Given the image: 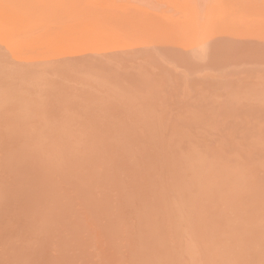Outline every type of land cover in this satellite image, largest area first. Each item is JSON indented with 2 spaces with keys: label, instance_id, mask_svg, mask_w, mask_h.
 <instances>
[{
  "label": "rangeland",
  "instance_id": "obj_1",
  "mask_svg": "<svg viewBox=\"0 0 264 264\" xmlns=\"http://www.w3.org/2000/svg\"><path fill=\"white\" fill-rule=\"evenodd\" d=\"M196 1L0 0V17L3 16L2 18H4H0V61H2L0 62V73L2 72L3 74L4 72L6 74H0V86L2 85L0 91L5 92L3 94L0 92V95L4 96L2 99L12 100V105H10L11 103L8 104L7 100H1L0 96V102L3 101L2 105L7 106L8 104L10 106H7L8 109L5 106L3 107L4 109L0 107V117L2 118L0 121V225H2L0 226L2 228L0 229V237L2 236L0 238V264H199L200 262V264H206L211 257L215 256L214 252L220 246L222 249L219 248L216 253L222 252L224 258H227H225L226 260L224 259L226 263L220 253L221 255L216 254L217 258L218 255L222 256V258L219 257L215 260L216 263L210 259L211 264H221L222 262L228 264L232 261V264H247L249 261L252 263L248 264H261L262 260V264H264V256H262L264 255L262 254L264 253V237H262L264 236V184H261L262 181L264 183V152H261L264 151V0ZM201 2L203 3L201 4ZM195 3L198 4L196 5ZM192 4L195 5V9ZM155 5L157 6L155 7ZM210 5L211 7H209ZM207 14L210 20L207 18ZM10 15L12 16L10 17ZM11 19L13 23L9 21ZM68 30L72 31L71 33L73 34H70ZM69 36L70 38H68ZM54 39L57 40L55 41ZM59 39L60 41H58ZM65 39H67L68 44ZM111 40H116L114 41L115 44ZM57 41L59 45L56 43ZM38 43L42 47H39ZM73 45H76V47ZM36 48L39 50H36ZM23 49L28 52L27 54L26 52L23 53L25 55L24 58L21 56V51H25ZM61 49L64 50L61 52ZM56 50L60 53L55 54ZM122 50L126 53L124 54ZM74 52H76L77 56L74 55ZM18 53L19 55H17ZM49 53H52V55L50 56ZM61 53L63 55L71 54L63 56ZM116 53L118 55L121 53V55L118 56ZM34 54H37V56ZM108 55L109 57H107ZM70 56L74 61L77 58L80 59L81 56L83 57L74 62ZM113 57L117 61H114ZM54 58L55 60H53ZM129 59L132 60L130 61ZM29 60L30 62H28ZM48 60L52 62V64L50 63L51 66ZM59 60L61 61L57 62ZM9 61L12 62L10 63ZM27 62L28 64H26ZM38 62L41 63L42 68L38 66L40 65ZM62 65H64V68H62ZM82 65L84 69L81 68ZM143 65L144 67H142ZM91 66L96 67L97 70L91 69ZM135 67L136 69H134ZM74 68L75 71L79 70V75L81 76L78 75L77 71H74ZM64 69L65 71L63 72ZM67 70L69 73H67ZM99 70L103 71V73ZM24 72L25 74H23ZM30 73L33 74L31 75ZM65 74L71 76V78L67 75V77L64 76ZM84 74L86 75L84 76ZM126 74L128 75L126 76ZM7 75L9 76L7 77ZM112 76L116 77L113 78ZM3 77L10 78L7 81L11 84ZM18 78L19 83L15 80H18ZM93 78L96 79L94 80ZM174 78L178 82L174 81ZM27 79L28 81L29 79L32 80L28 83H32L30 90L27 87L28 84L26 85ZM35 79L36 81L38 80V83H36ZM12 80L18 84L15 85L16 83L14 84ZM23 80L26 82H23ZM62 80L65 83H62ZM4 83H7V86ZM49 83L55 84L51 86ZM100 83L102 86L99 85ZM32 85L39 89H34L33 87L32 90ZM18 86L21 88L19 89ZM51 87L56 90L51 91L53 90ZM70 87L73 88L71 89ZM126 88H129L128 92ZM20 90V93L25 92L23 93L25 96L21 94L22 98L19 96L20 94H17ZM29 91H32L30 93L33 94L30 95ZM62 92H64L65 97H63ZM14 96L19 100L20 98L23 99L24 102H21V104V100H15ZM34 96L40 100L38 101L37 99L36 101ZM103 97L105 98L103 99ZM32 99H35V101ZM137 99H140V102ZM16 102L20 103V106L16 104L18 108H15L17 107L14 105ZM28 103L30 106L31 103L32 106L35 105L34 107L31 106V108L27 106ZM54 104L57 105V108ZM233 104H235V107L239 106L238 109L233 107L236 110H232ZM182 105H185V108ZM144 106L146 109H141ZM188 107L190 108L188 109ZM17 109L22 111L20 112ZM177 109L179 110L177 111ZM4 110L7 112H4ZM25 110H28L32 115L31 120L29 119L30 117H27L30 124L26 120L22 122V119H26V116L29 115ZM24 111L28 114L26 115ZM143 111L145 112L143 113ZM149 111L152 115L149 114ZM162 111L164 112L163 114L161 113ZM77 112L83 114L80 115ZM32 113H34L35 117ZM171 114L172 116L170 117ZM166 115L169 116L165 118ZM20 117L22 119H19ZM14 118L19 119L18 121L23 124L21 122L18 124L17 119L15 120ZM135 118L138 121H135ZM170 118L173 120L175 118L176 121L172 122ZM122 119L125 120L123 121ZM127 119L128 121H126ZM133 120L138 123L135 124ZM174 123H176L175 126ZM234 123L236 124L234 125ZM10 124L11 126H9ZM157 126L159 127L157 128ZM20 127L23 130L20 131ZM190 127L195 129L191 130ZM25 128L27 129L25 130ZM120 129H122L121 132H119ZM207 130L208 134H206ZM43 131L46 134H42ZM118 132L122 134H118ZM125 134H128V136ZM188 134H191V137ZM24 135L26 136L23 138ZM118 135L121 136L118 137ZM151 135L153 137L150 138ZM109 137L110 140L108 139ZM201 137L202 139H200ZM54 138L55 140H53ZM152 138L153 140H151ZM211 138L212 140H210ZM22 139L24 142L20 141ZM113 140H116V142ZM204 140L207 141L204 142ZM164 141L168 142L171 147L168 148L167 143H163ZM222 143H224V146ZM129 144L130 146L133 144V148ZM225 148L227 149L225 150ZM128 149L133 150L129 152L130 150ZM168 149H173V151ZM250 149H253L252 152ZM199 150L202 154L198 152ZM106 151L107 153H105ZM144 151L146 154H144ZM77 152L80 154H77ZM36 154L39 156L36 157ZM223 154L225 155L223 156ZM32 157L35 158L34 161H31L33 160ZM20 158L24 159L21 160ZM129 160H131L130 163L132 165ZM54 161L57 162L55 163ZM29 165L31 166L29 167ZM172 172L173 175H171ZM154 176L155 180L153 181L152 177ZM252 180L253 182H251ZM175 183H178V185L175 186ZM150 185H153V187H150ZM173 196L174 198H172ZM254 211L259 212L256 213L258 215ZM259 217L261 218L258 219ZM241 219L242 221H240ZM251 221H255L253 226ZM246 225L248 226L246 227ZM16 226L17 228H15ZM253 228H255L254 231ZM241 231L245 235L240 233ZM250 233L256 234L251 239L254 242L259 239L260 244H255L252 241L253 245H249L251 243V240H249ZM235 234H242V236ZM235 236L239 240L241 239L242 243L245 242V247H251H246V251L245 247H242L244 250L239 248L242 245H239L241 240L236 243L238 240L234 238ZM230 237L234 238V240L232 241ZM221 240L226 241L222 243ZM233 242L239 245L237 246L234 243L237 249L234 248L235 245L231 248ZM246 242L249 244L247 245ZM222 244H225V246L223 245L225 250H229L227 248L230 246L228 254L226 251L227 255L225 250L224 252L221 251L224 249ZM258 245H260V251L263 250L261 251L262 253L259 251ZM210 246L215 250H212ZM252 246L255 247V251ZM238 249L239 252H237ZM240 249H242V252H250L248 255L246 254L249 256L248 259H245L246 255L242 252L241 255L239 254ZM256 249L259 252L257 254L260 256L256 254ZM199 250L201 251L199 252ZM204 250L206 251L204 252ZM235 251L242 260H238L239 258L236 257L238 255ZM209 252L214 254L209 255ZM234 252L235 254H233ZM188 253H191L189 257ZM230 253L235 256L232 257ZM195 256L197 257L195 258ZM199 256L200 258H198ZM252 256H258L257 260L260 262L255 259L256 257L253 258ZM190 258L195 259H191L193 260L191 261ZM228 258H231V260H228ZM232 258L235 259L232 260ZM213 259H216V257ZM244 260L245 262L243 263Z\"/></svg>",
  "mask_w": 264,
  "mask_h": 264
},
{
  "label": "bare ground",
  "instance_id": "obj_2",
  "mask_svg": "<svg viewBox=\"0 0 264 264\" xmlns=\"http://www.w3.org/2000/svg\"><path fill=\"white\" fill-rule=\"evenodd\" d=\"M21 1H22V0H21ZM100 1H101V0H100ZM121 1H122V0H121ZM127 1H128V0H127ZM143 1H144V0H143ZM150 1H151V0H150ZM195 1H196V0H195ZM197 1H199V0H197ZM197 1H196V2H197ZM206 1H207V0H206ZM206 1H205V2H206ZM218 1H219V0H218ZM129 2H130V1H129ZM212 2H213V0H212ZM126 3H127V2H126ZM145 3H146V2H145ZM145 3H143V4H145ZM193 3H194V2H193ZM202 3H203V2H201V4H202ZM148 4H149V3H148ZM195 4L197 5L198 3H195ZM208 4H209V3H208ZM215 4H216V3H215ZM217 4H218V3H217ZM149 5H150V4H149ZM151 5H152V4H151ZM192 5H193V4H192ZM192 5H191V6H192ZM199 5H200V4H199ZM205 5H206V4H205ZM4 6H5V5H4ZM156 6H157V5H155V7H156ZM194 6H195V5H193V7H194ZM209 7H211V5H210ZM9 8H10V7H9ZM191 8H192V7H191ZM200 8H201V7H200ZM212 8H213V7H212ZM20 9H21V8H20ZM194 9H195V7H194ZM204 9H205V8H204ZM204 9H203V10H204ZM24 10H25V9H24ZM207 10H208V9H207ZM212 10H213V9H212ZM11 11H12V10H11ZM195 11H196V10H195ZM195 11H194V12H195ZM204 11H206V10H204ZM217 11H218V10H217ZM0 12H1V10H0ZM2 12H3V10H2ZM214 12H215V11H214ZM214 12H213V13H214ZM4 13H5V12H4ZM7 13H8V12H7ZM206 13H207V11H206ZM5 14H6V13H5ZM3 15H4V14H3ZM196 15H197V14H196ZM211 15H212V13H211ZM11 16H12V15H10V17H11ZM209 16H210V15H209ZM2 17H3V16H2ZM2 17H0V18H1V19H4V18H2ZM6 17H7V16H6ZM6 17H5V18H6ZM12 18H13V17H12ZM15 18H16V17H15ZM207 18H208V14H207ZM212 18H213V17H212ZM6 19H7V18H6ZM16 19H17V18H16ZM16 19H15V20H16ZM203 19H205V18H203ZM203 19H202V20H203ZM208 19L210 20V18H208ZM7 20H8V19H7ZM21 20H22V19H21ZM209 20H208V21H209ZM9 21H12V19L9 20ZM198 21H199V19H198ZM204 21H205V20H204ZM208 21H207V23H208ZM196 22H197V21H196ZM10 23H11V22H10ZM12 23H13V21H12ZM17 23H18V22H17ZM83 24H85V23H83ZM194 24H195V23H194ZM208 24H209V23H208ZM85 25H86V24H85ZM198 25H199V24H198ZM20 26H21V25H20ZM79 26H80V25H79ZM79 26H78V27H79ZM22 27H23V26H22ZM87 27H88V29H90L89 26H87ZM201 27H202V26H201ZM205 27H206V26H205ZM75 28H76V27H75ZM202 28H203V27H202ZM86 29H87V28H86ZM198 29H199V28H198ZM198 29H197V30H198ZM200 29H201V28H200ZM203 29H204V28H203ZM75 30H76V29H75ZM75 30H74V31H75ZM84 30H85V29H84ZM205 30H206V29H205ZM5 31H6V30H5ZM7 31H8V30H7ZM9 31H11V30H9ZM13 31H14V30H13ZM68 31H70V30H68ZM202 31H203V30H202ZM71 32H72V31H70L69 33H70V34H73V33H71ZM199 32H200V31H199ZM61 33H62V31H61ZM63 33H64V32H63ZM67 33H68V32H67ZM69 33H68V34H69ZM85 33H86V32H85ZM87 33H88V31H87ZM97 33H98V32H97ZM57 34H59V33H57ZM65 34H66V33H65ZM65 34H64V35H65ZM89 34H91V33H89ZM89 34H88V35H89ZM92 34H93V33H92ZM196 34H197V33H196ZM62 35H63V34H62ZM98 35H99V34H98ZM100 35H101V34H100ZM0 36H1V35H0ZM50 36L52 37V35H50ZM57 36H59V35H57ZM71 36H72V35H71ZM86 36H87V34H86ZM59 37H60V36H59ZM59 37H58V38H59ZM61 37H62V36H61ZM63 37H64V36H63ZM88 37H89V36H88ZM49 38H50V37H49ZM53 38H54V37H53ZM58 38H57V39H58ZM68 38H70V36H69ZM86 38H87V37H86ZM90 38H91V36H90ZM96 38H97V35H96ZM102 38H103V36H102ZM5 39H6V38H5ZM50 39H51V38H50ZM57 39H56V40H57ZM106 39H107V37H106ZM54 40H55V39H54ZM56 40H55V41H56ZM66 40H67V39H65V41H66ZM92 40H93V39H92ZM100 40H101V39H100ZM102 40H103V39H102ZM122 40H123V39H122ZM0 41H1V40H0ZM33 41H36V40H33ZM55 41H54V43H55ZM58 41H60V39H59ZM58 41H57L56 43H58ZM65 41H64V42H65ZM70 41H71V40H70ZM70 41H69V43H70ZM104 41H105V40H104ZM106 41L108 42V40H106ZM111 41H113V43H114V41H116V40H111ZM5 42H7V41L5 40ZM9 42H10V41H9ZM30 42H31V41H30ZM61 42H62V41H61ZM66 42H67V44H68V41H66ZM72 42H73V41H72ZM50 43H52V42H50ZM54 43H53V46H54ZM111 43H112V42H111ZM111 43H110V44H111ZM7 44H8V43H7ZM9 44H10V43H9ZM35 44H36V42H35ZM38 44H39V43H38ZM64 44H65V43H64ZM67 44H65V45L67 46ZM71 44H72V43H71ZM71 44H69V45H71ZM114 44H115V43H114ZM2 45H3V44H2ZM33 45H34V44H33ZM58 45H59V43H58ZM69 45H68V46H69ZM112 45H113V44H112ZM116 45H117V44H116ZM120 45H121V44H120ZM128 45H129V44H128ZM25 46H26V45H25ZM34 46H35V45H34ZM53 46H52V47H53ZM73 46H74V45H73ZM118 46H119V45H118ZM26 47H28V46H26ZM26 47H23V48H26ZM39 47H42V46H40V44H39ZM57 47H58V46H57ZM57 47H56V48H57ZM62 47H63V46H62ZM62 47H61V48H62ZM74 47H76V45H75ZM95 47H96V46H95ZM6 48H7V47H6ZM11 48H12V47H11ZM33 48H34V47H33ZM65 48H67V47H65ZM115 48H117V47H115ZM14 49H15V48H14ZM26 49H27V48H26ZM29 49H30V48H29ZM40 49H41V48H40ZM54 49H55V48H54ZM71 49L73 50V48H71ZM75 49H76V48H75ZM75 49H74V50H75ZM84 49H85V48H84ZM98 49H100V48H98ZM107 49L109 50V48H107ZM110 49H111V48H110ZM133 49H134V48H133ZM135 49H136V48H135ZM141 49H143V48H141ZM23 50H25V49H23ZM31 50H32V49H31ZM36 50H39V49L36 48ZM58 50H59V49H58ZM62 50H64V49H61V52H62ZM66 50H68V49H66ZM66 50H65V51H66ZM76 50L79 51L78 49H76ZM82 50H83V47H82ZM112 50H113V49H112ZM119 50H120V49H119ZM137 50H138V49H137ZM14 51H15V50H14ZM27 51H28V50H27ZM47 51H48V50H47ZM53 51H54V50H53ZM56 51H57V50H56ZM59 51H60V50H59ZM68 51H69V50H68ZM113 51H114V50H113ZM116 51H117V50H116ZM122 51H123V50H122ZM147 51H148V50H147ZM9 52H11V51H9ZM9 52H7V53H9ZM24 52H26V50H25V51H21V53H22L21 56H23V58H24V56H25V55L23 54ZM33 52H34V51H33ZM49 52H50V51H49ZM57 52H58V51H57ZM57 52H55V54H59V53H60V52H58V53H57ZM69 52H70V51H69ZM69 52H68V53H69ZM80 52H81V51H80ZM80 52H79V53H80ZM106 52H107V51H106ZM114 52H115V51H114ZM133 52H134V50H133ZM135 52H136V51H135ZM140 52H141V51H140ZM143 52H144V51H143ZM3 53H4V52H3ZM7 53H6V54H7ZM11 53H12V52H11ZM13 53H15V52H13ZM19 53H20V52H19ZM19 53H18L17 55H19ZM27 53H28V52H26V54H27ZM46 53H47V52H46ZM64 53H66V52H64ZM68 53H67V54H64V55L67 56V55H70V54H71V53H70V54H68ZM74 53H75L74 55L77 56L76 52H74ZM83 53H84V51H83ZM83 53H81V54H83ZM85 53H86V52H85ZM121 53H122V52H121ZM121 53H120L119 55L116 53V55L120 56ZM123 53H124V51H123ZM125 53H126V52H125ZM125 53H124V54H125ZM49 54H50V53H49ZM61 54H62V53H61ZM81 54H80V55H81ZM87 54H88V53H87ZM103 54H104V53H103ZM110 54H111V53H110ZM110 54H109V55H110ZM129 54H131V53H129ZM135 54H136V53H135ZM145 54H146V53H145ZM148 54H149V53H148ZM13 55H14V54H13ZM34 55L37 56V54H34ZM51 55H52V53L50 54V56H51ZM62 55H63V54H62ZM64 55H63V56H64ZM85 55H86V54H85ZM94 55H95V54H94ZM109 55H108L107 57H109ZM122 55H123V54H122ZM141 55H142V54H141ZM5 56H6V55H5ZM14 56H15V55H14ZM14 56H13V57H14ZM26 56H27V55H26ZM36 56H35V57H36ZM57 56H59V55H57ZM60 56H61V55H60ZM66 56H65V57H66ZM96 56H97V54H96ZM98 56H99V55H98ZM118 56H117V57H118ZM130 56H131V55H130ZM143 56H144V55H143ZM143 56H142V58H143ZM54 57H55V56H54ZM72 57H73V56H72ZM78 57H80V56H78ZM82 57H83V56H81V58H82ZM87 57H88V56H87ZM102 57H103V56H102ZM105 57H106V56H105ZM122 57H123V56H122ZM122 57H121V59H122ZM145 57H146V56H145ZM145 57H144V58H145ZM4 58H5V57H4ZM15 58H16V56H15ZM70 58H71V56H70ZM81 58H80V59H81ZM92 58H93V56H92ZM137 58H138V57H137ZM150 58H151V57H150ZM150 58H149V59H150ZM6 59H8V58L6 57ZM12 59H14V58H12ZM39 59L41 60V58H39ZM57 59H58V58H57ZM59 59H60V58H59ZM66 59H67V61H68V58H67V57H66ZM66 59H65V60H66ZM71 59H72V58H71ZM74 59H75V58H74ZM78 59H79V58H77V60H78ZM80 59H79V60H80ZM113 59H114V57H113ZM119 59H120V57H119ZM119 59H118V60H119ZM9 60H10V59H9ZM27 60H28V59H27ZM27 60H26V61H27ZM53 60H55V58H54ZM62 60H63V59H62ZM69 60H70V59H69ZM72 60H73V59H72ZM77 60H75V61L73 60V61L76 62ZM83 60H85V59H83ZM83 60H81V61H83ZM90 60H91V59H90ZM92 60H93V59H92ZM115 60H116V59H114V61H115ZM129 60H130V59H129ZM131 60H132V59H131ZM131 60H130V61H131ZM136 60H137V59H136ZM139 60H141V59H139ZM12 61H13V60H12ZM12 61H9V62L11 63ZM26 61H25V62H26ZM37 61H38V60H37ZM60 61H61V60H59V61H57V62H60ZM94 61H95V60H94ZM99 61H100V60H99ZM102 61H103V60H102ZM105 61H106V60H105ZM105 61H104V63H105ZM109 61H110V60H109ZM111 61H112V60H111ZM116 61H117V60H116ZM119 61H120V60H119ZM123 61H124V59H123ZM125 61H128V60H125ZM143 61H145V60H143ZM147 61H148V60H147ZM162 61H163V60H162ZM165 61H166V60H165ZM0 62H2V61H0ZM28 62H30V60H29ZM28 62H27L26 64H28ZM43 62H44V61H43ZM48 62H49V60H48ZM55 62H56V61H55ZM64 62H65V61H64ZM64 62H63V64H64ZM70 62H71V61H70ZM84 62H86V60H85ZM96 62H97V61H96ZM132 62H133V61H132ZM14 63L16 64V62H14ZM38 63H39V62H38ZM44 63H46V62H44ZM50 63L52 64V62H49V65H50ZM71 63H72V62H71ZM87 63H88V61H87ZM107 63H108V62H107ZM112 63H113V62H112ZM125 63H126V62H125ZM150 63H151V61H150ZM5 64H6V63H5ZM7 64H8V63H7ZM39 64H40V65H38V66H39V67L41 66V68H42L41 63H39ZM47 64H48V63H47ZM59 64H60V63H59ZM67 64H68V62H67ZM74 64L77 65L78 63H74ZM85 64H86V63H85ZM93 64H95V63L93 62ZM97 64H98V62H97ZM97 64H96V65H97ZM116 64H117V63H116ZM120 64H122V63H120ZM139 64H140V63H139ZM155 64H156V63H155ZM155 64H154V65H155ZM30 65H31V64H30ZM45 65H46V64H45ZM68 65H70V63H69ZM76 65H75V66H76ZM91 65H92V64H91ZM102 65H103V64H102ZM113 65H114V64H113ZM132 65H134V64H132ZM154 65H153V66H154ZM168 65H169V64H168ZM2 66H3V65H2ZM27 66H28V65H27ZM50 66H51V65H50ZM57 66H58V64H57ZM62 66H63L62 68H64V65H62ZM84 66H85V65H84ZM89 66H90V64H89ZM118 66H119V64H118ZM128 66H129V65H128ZM149 66H151V65H149ZM149 66H148V67H149ZM158 66H159V65H158ZM12 67H14V66H12ZM30 67H31V66H30ZM46 67H47V66H46ZM54 67H55V65H54ZM67 67H68V66H67ZM70 67H71V66H70ZM77 67H79V66H77ZM77 67H76V68H77ZM85 67H86V66H85ZM91 67H92V66H91ZM98 67H99V66H98ZM102 67H103V66H102ZM133 67H134V66H133ZM140 67H141V66H140ZM142 67H144V65H143ZM148 67H147V68H148ZM151 67H152V66H151ZM160 67H161V66H160ZM163 67H164V66H163ZM9 68H10V67H9ZM9 68H8V69H9ZM15 68H16V67H15ZM37 68H38V67H37ZM49 68L52 69L51 67H49ZM57 68H58V67H57ZM65 68H66V67H65ZM71 68H72V67H71ZM71 68H70V69H71ZM81 68H83V65L81 66ZM93 68L96 69V67H92L91 69H93ZM114 68H115V67H114ZM117 68H118V67H117ZM117 68H116V69H117ZM130 68H131V67H130ZM137 68H138V67H137ZM147 68H146V69H147ZM168 68H169V67H168ZM30 69H31V68H30ZM47 69H48V67H47ZM50 69H49V70H50ZM55 69H56V68H55ZM72 69H73V68H72ZM83 69H84V68H83ZM83 69H82V70H83ZM85 69H86V68H85ZM88 69H89V68H88ZM88 69H87V70H88ZM99 69H100V67H99ZM134 69H136V67H135ZM149 69H150V68H149ZM157 69H158V68H157ZM14 70H15V69H14ZM14 70H13V72H14ZM38 70H39V69H38ZM52 70H53V69H52ZM52 70H51V71H52ZM68 70H69V67H68ZM68 70H67V73H69ZM89 70H90V69H89ZM96 70H97V69H96ZM109 70H110V69H109ZM123 70H124V69H123ZM154 70H155V69H154ZM161 70H162V69H161ZM167 70H168V69H167ZM1 71H2V70H1ZM19 71H20V69H19ZM64 71H65V69L63 70V72H64ZM72 71H73V70H72ZM74 71H75V68H74ZM74 71H73V72H74ZM76 71H77V70H76ZM76 71H75V72H76ZM83 71H84V70H83ZM94 71H95V70H94ZM99 71H101V70H99ZM17 72H18V70H17ZM36 72H37V71H36ZM73 72H71V73H73ZM75 72H74V73H75ZM80 72H81V71H80ZM85 72L87 73V71H85ZM88 72H89V71H88ZM20 73H21V71H20ZM74 73H73V75H74ZM77 73H78V75H79V70L77 71ZM94 73H97V72H94ZM98 73H99V72H98ZM101 73H103V71H101ZM107 73H108V72H107ZM147 73L149 74L148 70H147ZM156 73H157V72H156ZM171 73H172V72H171ZM0 74H2V72H1ZM4 74H5V73L3 72L2 75H4ZM13 74H14V73H13ZM23 74H25V72H24ZM30 74H31V73H30ZM32 74H33V73H32ZM32 74H31V75H32ZM75 74H76V73H75ZM92 74H93V73H92ZM118 74H119V73H118ZM120 74H121V73H120ZM134 74H135V73H134ZM141 74H142V73H141ZM154 74H155V73H154ZM163 74H164V73H163ZM5 75H6V74H5ZM10 75H11V73H10ZM66 75H67V74H65L64 76H66ZM73 75H72V76H73ZM85 75H86V74H84V76H85ZM88 75H89V74H88ZM110 75H111V74H110ZM127 75H128V74H126V76H127ZM157 75H158V74H157ZM247 75H248V74H247ZM8 76H9V75H7V77H8ZM13 76H14V75H13ZM67 76H69V75H67ZM67 76H66V77H67ZM76 76H77V75H76ZM79 76H81V75H79ZM84 76H83V77H84ZM93 76H94V74H93ZM124 76H125V75H124ZM174 76H175V74H174ZM244 76H246V75H244ZM11 77H12V75H11ZM14 77H16V76H14ZM38 77H39V76H38ZM41 77H42V76H41ZM69 77L71 78V76H69ZM110 77H111V76H110ZM112 77L115 78L116 76H115V77L112 76ZM122 77H123V76H122ZM148 77H149V76H148ZM154 77H155V76H154ZM182 77H183V76H182ZM228 77H229V76H228ZM0 78H1V76H0ZM3 78H4V77H3ZM22 78H23V77H22ZM26 78H27V77H26ZM26 78H25V79H26ZM72 78H73V77H72ZM75 78H76V77H75ZM85 78H86V77H85ZM119 78H120V76H119ZM149 78H150V77H149ZM158 78H159V77H158ZM253 78H254V77H253ZM4 79L7 81V80H9L10 78H9V79L4 78ZM11 79H12V78H11ZM20 79H21V77H20ZM39 79L41 80V78H39ZM93 79H94V78H93ZM95 79H96V78H95ZM95 79H94V80H95ZM105 79H106V78H105ZM126 79H127V78H126ZM133 79H134V78H133ZM135 79H136V78H135ZM165 79H166V78H165ZM15 80H16L18 83L20 82V81H19V78H18V80H17V79H15ZM58 80H59V79H58ZM69 80H71V79H69ZM103 80H104V78H103ZM12 81H13V80H12ZM16 81H15V82L13 81L14 84L16 83ZM26 81H28V79H27ZM26 81L23 80V82H26ZM29 81H32V80L29 79ZM29 81L26 82V85L29 83ZM33 81H34V80H33ZM35 81H36V79H35ZM35 81H34V82H35ZM37 81H38V80H37ZM37 81H36V83H38ZM43 81H44V80H43ZM62 81H63V80H62ZM109 81H110V80H109ZM114 81H115V80H114ZM118 81H119V79H118ZM118 81H117V82H118ZM123 81H124V79H123ZM142 81H143V80H142ZM157 81H158V79H157ZM165 81H166V80H165ZM174 81H177V80H175V78H174ZM247 81H248V80H247ZM4 82H5V81H4ZM7 82H9V81H7ZM41 82H42V81H41ZM41 82H40V83H41ZM46 82H47V81H46ZM49 82H51V81H49ZM53 82H55V81L53 80ZM88 82H89V81H88ZM102 82H103V81H102ZM117 82H116V84H117ZM127 82H129V81H127ZM146 82H147V81H146ZM177 82H178V81H177ZM249 82H250V81H249ZM258 82H259V81H258ZM9 83H10V82H9ZM9 83H8V86H9ZM18 83H16L15 85H17ZM44 83H45V81H44ZM44 83H43V86H44L45 84H47V83H45V84H44ZM62 83H65V82L63 81ZM66 83H67V82H66ZM80 83H81V82H80ZM82 83H83V82H82ZM94 83H96V82H94ZM98 83H99V82H98ZM98 83H97V85H98ZM121 83H122V82H121ZM121 83H119V84H121ZM129 83H130V82H129ZM136 83H137V82H136ZM161 83H162V82H161ZM174 83H175V82H174ZM196 83H197V82H196ZM253 83H254V82H253ZM255 83H256V82H255ZM4 84L7 86V83H4ZM10 84H11V83H10ZM31 84H32V83H31ZM31 84H28V86H27V87H29V90H30V88H31ZM34 84H35V83H34ZM49 84H50V83H49ZM52 84H55V83H52ZM52 84H50V85L52 86ZM68 84H69V83H68ZM70 84H71V83H70ZM84 84H85V83H84ZM145 84H146V83H145ZM145 84H144V85H145ZM191 84H192V83H191ZM214 84H215V83H214ZM243 84H244V83H243ZM19 85H20V84H19ZM26 85H25V87H26ZM72 85H74V84H72ZM99 85H101V83H100ZM107 85H108V84H107ZM122 85H123V84H122ZM138 85H139V84H138ZM175 85H176V83H175ZM179 85H180V84H179ZM187 85H188V84H187ZM1 86H2V85H1ZM1 86H0V88H1ZM13 86H14V85H13ZM41 86H42V85H41ZM53 86H54V85H53ZM85 86H86V85H85ZM101 86H102V85H101ZM112 86H113V85H112ZM133 86H134V84H133ZM159 86H160V85H159ZM170 86H171V85H170ZM14 87H15V86H14ZM23 87H24V86H23ZM33 87H34V85H32V90H33ZM47 87H48V86H47ZM60 87H61V86H60ZM65 87H66V86H65ZM65 87H63V88H65ZM80 87H81V86H80ZM86 87H87V86H86ZM113 87H114V86H113ZM124 87H125V86H124ZM138 87H139V86H138ZM145 87H146V86H145ZM174 87H175V86H174ZM18 88H19V86H18ZM20 88H21V87H20ZM20 88H19V89H20ZM35 88H36V87H34V89H35ZM37 88H38V87H37ZM37 88H36V89H37ZM45 88H46V85H45ZM51 88L53 89V87H51ZM55 88H56V87H55ZM58 88H59V87H58ZM66 88H67V87H66ZM70 88H71V87H70ZM72 88H73V87H72ZM72 88H71V89H72ZM89 88H90V86H89ZM114 88H115V87H114ZM131 88H132V87H131ZM143 88H144V87H143ZM165 88H166V87H165ZM186 88H187V87H186ZM192 88H193V87H192ZM196 88H197V87H196ZM38 89H39V88H38ZM41 89H42V88H41ZM76 89H77V88H76ZM86 89H87V88H86ZM93 89H94V88H93ZM100 89H101V88H100ZM106 89H107V88H106ZM110 89H111V88H110ZM112 89H113V88H112ZM116 89H117V88H116ZM123 89H124V88H123ZM126 89H127V92H128V89H129V88H126ZM147 89H148V88H147ZM157 89H158V88H157ZM162 89H164V88H162ZM166 89H167V88H166ZM218 89H219V88H218ZM220 89H223V88H220ZM262 89H263V88H262ZM10 90H11V87H10ZM26 90H27V89H25V91H26ZM44 90H46V89H44ZM55 90H56V89H55ZM55 90L53 89V90H51V91H55ZM74 90H75V89H74ZM117 90H118V89H117ZM130 90H131V89H130ZM132 90H133V88H132ZM138 90H139V89H138ZM158 90H159V89H158ZM160 90H161V89H160ZM205 90H207V89H205ZM212 90H213V89H212ZM216 90H217V89H216ZM1 91H2V90H1ZM1 91H0V92H1ZM15 91H16V90H15ZM17 91H18V90H17ZM23 91H24V90H23ZM23 91H22V92H23ZM34 91H35V90H34ZM57 91H58V90H57ZM61 91H62V88H61ZM76 91H77V90H76ZM96 91H97V90H96ZM96 91H95V92H96ZM120 91H121V90H120ZM123 91H124V90H123ZM133 91H134V90H133ZM197 91H198V90H197ZM20 92H21V90H20L19 92H17V94H18V95L20 94L19 96L21 97V94H23V93H25V92H23V93H20ZM27 92H28V90H27ZM30 92H32V91H29V93H30ZM45 92H46V91H45ZM47 92H48V91H47ZM69 92H70V91H69ZM93 92H94V91H93ZM101 92H102V91H101ZM109 92H110V91H109ZM125 92H126V91H125ZM127 92H126V94H127ZM138 92H139V91H138ZM187 92H188V91H187ZM1 93L3 94V93H5V92H1ZM1 93H0V94H1ZM41 93H42V90H41ZM62 93H63V97H65V96H64V92H62ZM84 93H85V92H84ZM98 93H99V92H98ZM129 93H130V92H129ZM146 93H147V92H146ZM165 93H166V92H165ZM199 93H200V92H199ZM206 93H207V92H206ZM217 93H218V92H217ZM221 93H222V92H221ZM31 94H33V93H30V95H31ZM42 94H43V93H42ZM44 94H45V93H44ZM70 94H71V93H70ZM72 94H73V93H72ZM108 94H109V93H108ZM114 94H115V93H114ZM132 94H133V93H132ZM138 94H139V93H138ZM150 94H151V93H150ZM163 94H164V93H163ZM214 94H216V93H214ZM226 94H227V92H226ZM15 95H16V93H15ZM23 95H24V94H23ZM23 95H22V96H23ZM26 95H27V94H26ZM97 95H98V94H97ZM97 95H96V96H97ZM104 95H105V94H104ZM133 95H134V94H133ZM143 95H144V94H143ZM152 95H153V94H152ZM194 95H196V94H194ZM204 95H206V94H204ZM0 96H1V95H0ZM7 96H8V95H7ZM24 96H25V95H24ZM50 96H51V94H50ZM56 96H57V95H56ZM111 96L113 97L112 93H111ZM117 96H118V95H117ZM119 96H121V95H119ZM122 96H124V95L122 94ZM129 96H130V95H129ZM149 96H150V95H149ZM156 96H157V95H156ZM159 96H160V93H159ZM159 96H158V97H159ZM166 96H167V95H166ZM187 96H190V95H187ZM2 97H4V96H1V100L4 99V98L2 99ZM34 97H35V96H34ZM79 97H81V96H79ZM112 97H111V98H112ZM131 97H133V96H131ZM136 97H137V96H136ZM146 97H147V96H146ZM164 97H165V96H164ZM201 97H202V96H201ZM222 97H223V96H222ZM5 98H6V97H5ZM14 98H15V100H19V99H17L16 96H14ZM18 98H19V97H18ZM21 98H22V97H21ZM21 98H20L21 101H20V100H19V101H20V103H21V102L23 103L24 100L21 99ZM24 98H25V97H24ZM26 98H27V96H26ZM35 98H36V97H35ZM61 98H62V97H61ZM104 98H105V97H103V99H104ZM108 98H109V96H108ZM127 98H128V97H127ZM134 98H135V97H134ZM235 98H236V97H235ZM28 99H29V98H28ZM37 99H38V98H36V101H37ZM52 99H53V98H52ZM78 99H79V98H78ZM113 99H114V98H113ZM130 99H131V98H130ZM155 99H157V98H155ZM158 99H159V98H158ZM210 99H211V98H210ZM225 99H226V98H225ZM5 100L8 101V104L11 103L10 105H12V102H11L12 100H8V99L6 98V99H4L3 101H5ZM32 100L35 101V99H32ZM39 100H40V99H38V101H39ZM47 100H48V99H47ZM49 100H50V99H49ZM93 100H94V99H93ZM93 100H92V101H93ZM110 100H112V99H110ZM128 100H129V99H128ZM137 100L139 101L140 99H137ZM218 100H219V99H218ZM3 101H2V102H3ZM7 101H6V103H7ZM9 101H10V102H9ZM26 101H27V100H26ZM56 101H58V100H56ZM61 101H62V100H61ZM79 101H80V100H79ZM153 101H154V100H153ZM166 101H167V100H166ZM185 101H186V100H185ZM206 101H207V100H206ZM212 101H213V100H212ZM232 101H233V99H232ZM232 101H231V102H232ZM2 102H0V103H1V106H0V107H2V109H4L3 107H4L5 105L3 106V105H2ZM58 102H59V101H58ZM99 102H101V101L99 100ZM102 102H103V101H102ZM131 102H132V101H131ZM139 102H140V101H139ZM231 102H230V103H231ZM6 103H4V104H6ZM20 103H19V102H16L15 104H14V103H13V104H14V105H16V104L19 105ZM22 103H21V104H22ZM29 103H30V102H29ZM29 103L27 104V106H30ZM38 103H39V102H38ZM45 103H46V102H45ZM82 103H83V102H82ZM95 103H96V101H95ZM142 103H143V102H142ZM167 103H168V102H167ZM208 103H209V102H208ZM220 103H221V102H220ZM232 103H233V102H232ZM8 104H7V106H9ZM25 104H26V103H25ZM51 104H52V103H51ZM66 104H67V103H66ZM98 104H99V103H98ZM102 104H103V103H102ZM102 104H101V105H102ZM132 104H133V103H132ZM134 104H135V102H134ZM139 104H140V103H139ZM149 104H150V103H149ZM197 104H199V103H197ZM203 104H204V103H203ZM235 104H236V103H235ZM235 104H233V106L231 107L232 110H236L235 108L238 109L239 106H238V107H235ZM250 104H251V103H250ZM17 105H16V106H17ZM34 105H35V104H34ZM34 105L32 106V103H31V106H32V107H34ZM40 105H41V104H40ZM48 105H49V104H48ZM54 105H55V104H54ZM92 105H93V104H92ZM188 105H189V104H188ZM209 105H210V104H209ZM236 105H237V104H236ZM258 105H259V104H258ZM7 106H5V107H7ZM19 106H20V105H19ZM31 106H30V107H31ZM55 106H56V108H57V105H55ZM95 106H96V105H95ZM110 106H111V104H110ZM115 106H116V105H115ZM117 106H118V105H117ZM146 106H147V104H146ZM180 106H181V105H180ZM182 106H183V105H182ZM186 106H187V105H186ZM193 106H194V105H193ZM206 106H208V105H206ZM212 106H213V105H212ZM212 106H211V107H212ZM214 106H216V105H214ZM244 106H245V104H244ZM9 107H10V106H9ZM23 107H24V106H23ZM30 107H29V108H30ZM32 107H31V108H32ZM51 107H52V105H51ZM71 107H72V106H71ZM80 107H81V106H80ZM87 107H88V106H87ZM101 107H102V106H101ZM106 107H107V106H106ZM178 107H179V106H178ZM183 107L185 108V105H184ZM233 107H235V108L233 109ZM245 107H246V106H245ZM262 107H263V106H262ZM15 108H18V106L15 107ZM19 108H21V107H19ZM25 108H26V107H25ZM29 108H28V110H29ZM56 108H55V109H56ZM76 108H77V107H76ZM102 108H103V107H102ZM150 108H151V106H150ZM189 108H190V107H188V109H189ZM198 108H199V107H198ZM200 108H201V107H200ZM219 108H220V107H219ZM5 109H6V108H5ZM7 109H8V107H7ZM7 109H6V110H7ZM38 109H39V108H38ZM44 109H45V108H44ZM59 109H60V107H59ZM73 109H74V108H73ZM81 109H82V108H81ZM83 109H84V108H83ZM137 109H138V108H137ZM141 109H146V108H145V106H144V108H141ZM167 109H168V108H167ZM172 109H173V108H172ZM172 109H171V110H172ZM180 109H181V108H180ZM188 109H187V110H188ZM244 109H245V108H244ZM17 110L20 111V112L22 111V110H19V109H17ZM28 110H25V111L28 112ZM41 110H42V108H41ZM69 110H70V109H69ZM114 110H116V109H114ZM178 110H179V109H177V111H178ZM183 110H184V109H183ZM185 110H186V109H185ZM205 110H206V109H205ZM218 110H219V109H218ZM10 111H11V110H10ZM25 111H24V112H25ZM54 111H55V110H54ZM59 111H60V110H59ZM78 111H79V110H78ZM106 111H108V110H106ZM120 111H121V109H120ZM120 111L118 110V112H120ZM123 111H124V110H123ZM126 111H127V110H126ZM126 111H125V112H126ZM141 111H142V110H141ZM163 111H164V110H163ZM163 111L161 112L162 114L165 112V111H164V112H163ZM166 111H167V110H166ZM169 111H170V109H169ZM174 111H175V110H174ZM198 111H199V110H198ZM198 111H197V112H198ZM238 111H239V110H238ZM4 112H7V111L4 110ZM4 112H2V113H3L4 115H6ZM26 112H25V114L27 115L29 112H28V113H26ZM74 112H75V111H74ZM85 112H86V111H85ZM111 112H112V110H111ZM125 112H124V113H125ZM144 112H145V111H143V113H144ZM172 112H173V111H172ZM180 112H181V111H180ZM188 112H189V110H188ZM194 112H195V111H194ZM262 112H263V111H262ZM11 113H12V112H11ZM34 113H35V112H34ZM34 113H32V114L34 115ZM77 113H79V112H77ZM88 113H89V112H88ZM91 113H92V112H91ZM105 113H106V112H105ZM112 113H113V112H112ZM120 113H121V112H120ZM141 113H142V112H141ZM143 113H142V114H143ZM174 113H175V112H174ZM189 113H190V112H189ZM202 113H204V112H202ZM79 114H80V113H79ZM81 114H83V113H81ZM81 114H80V115H81ZM145 114H147V113H145ZM149 114H151L150 111H149ZM149 114H148V115H149ZM167 114H168V111H167ZM172 114H173V113H172ZM172 114L170 115V117L172 116ZM175 114H176V113H175ZM179 114H180V113H179ZM190 114H191V113H190ZM190 114H189V115H190ZM192 114H193V113H192ZM209 114H210V113H209ZM232 114H233V113H232ZM238 114H239V113H238ZM258 114H259V113H258ZM4 115H3V116H4ZM8 115H9V114H8ZM23 115H24V114H23ZM46 115H47V114H46ZM84 115H85V113H84ZM95 115H96V114H95ZM121 115H123V114H121ZM143 115H144V114H143ZM143 115H142V116H143ZM151 115H152V114H151ZM249 115H250V114H249ZM3 116H2V117H3ZM44 116H45V115H44ZM82 116H83V115H82ZM99 116H100V115H99ZM127 116H128V115H127ZM131 116H132V115H131ZM146 116H147V115H146ZM168 116H169V115H166L165 118H167ZM173 116H174V115H173ZM198 116H199V115H198ZM241 116H242V115H241ZM243 116H244V115H243ZM252 116H253V115H252ZM11 117H13V116H11ZM21 117L24 118L23 116H21ZM21 117H20L19 119H22ZM27 117H30L29 119L31 120V117H32L31 113H29V115L26 116V119H25V118L22 119V120H23L22 122H24V120H26L27 123L29 122V124H30V121H29V119H28ZM34 117H35V115H34ZM91 117H92V116H91ZM163 117H164V116H163ZM177 117H178V116H177ZM180 117H181V115H180ZM180 117H179V118H180ZM233 117H234V116H233ZM236 117L238 118V116H236ZM0 118H1V117H0ZM6 118H7V117H6ZM44 118H45V117H44ZM47 118H48V117H47ZM58 118H59V117H58ZM58 118H57V119H58ZM81 118H82V117H81ZM98 118H100V117H98ZM102 118H103V117H102ZM123 118H124V117H123ZM133 118H134V117H133ZM151 118H152V117H151ZM203 118H204V117H203ZM207 118H208V117H207ZM3 119H4V118H3ZM9 119H10V118H9ZM14 119L16 120L17 118H14ZM19 119H17V121H18ZM86 119L88 120V118H86ZM100 119H101V118H100ZM109 119H110V118H109ZM109 119H108V120H109ZM114 119H115V118H114ZM117 119H118V118H117ZM117 119H116V120H117ZM140 119H141V117H140ZM140 119H139V120H140ZM144 119H146V118H144ZM154 119H155V117H154ZM170 119H171V118H170ZM190 119H191V118H190ZM233 119H234V118H233ZM233 119H232V120H233ZM1 120H2V118L0 119V121H1ZM10 120H11V119H10ZM15 120H12V121L16 122ZM44 120H45V119H44ZM49 120H50V118H49ZM58 120H59V119H58ZM58 120H57V121H58ZM80 120H81V119H80ZM103 120H104V119H103ZM106 120H107V119H106ZM122 120H123V119H122ZM124 120H125V119H124ZM124 120H123V121H124ZM136 120H137V119L135 118V121H136ZM171 120H172V122H173V121L175 120V118H174V120H173V119H171ZM202 120H203V119H202ZM205 120H206V119H205ZM208 120H209V119H208ZM213 120H214V119H213ZM26 121H25V122H26ZM67 121H68V120H67ZM104 121H105V120H104ZM112 121H113V120H112ZM119 121H120V120H119ZM126 121H128V119H127ZM137 121H138V120H137ZM141 121H142V120H141ZM160 121H161V120H160ZM175 121H176V120H175ZM263 121H264V120H263ZM19 122H21V121H18L17 123L20 124ZM22 122H21V124H23ZM37 122H38V121H37ZM51 122H52V120H51ZM83 122H84V121H83ZM87 122H88V121H87ZM120 122H121V121H120ZM133 122H134V120H133ZM150 122H151V120H150ZM166 122H167V121H166ZM210 122H211V121H210ZM210 122H209V123H210ZM221 122H222V121H221ZM223 122H224V121H223ZM242 122H243V121H242ZM9 123H11V122H9ZM53 123H54V122H53ZM63 123H64V122H63ZM65 123H66V122H65ZM71 123H72V122H71ZM75 123H76V122H75ZM88 123H89V122H88ZM110 123H112V122L110 121ZM124 123H125V122H124ZM134 123H135V122H134ZM137 123H138V122H137ZM137 123H135V124H137ZM139 123H141V122H139ZM161 123H162V122H161ZM177 123H178V122H177ZM185 123H186V122H185ZM187 123H189V122H187ZM199 123H200V122H199ZM204 123H205V122H204ZM213 123H214V122H213ZM230 123H231V122H230ZM236 123H238V122H236ZM236 123H234V125H235ZM1 124H2V122H1ZM11 124H12V123H11ZM11 124H10L9 126H11ZM14 124H16V123H14ZM14 124H13V125H14ZM18 124H17V125H18ZM25 124H26V123H25ZM83 124H84V123H83ZM107 124H108V122H107ZM113 124H114V123H113ZM117 124H118V122H117ZM128 124H129V123H128ZM130 124H131V123H130ZM144 124H145V123H144ZM155 124H156V123H155ZM157 124H158V123H157ZM163 124H164V123H163ZM170 124H171V123H170ZM170 124H169V125H170ZM175 124H176V123H174V126H175ZM193 124H194V121H193ZM195 124H196V123H195ZM214 124H215V123H214ZM218 124H219V123H218ZM91 125H92V124H91ZM110 125H111V124H110ZM119 125H120V124H119ZM121 125H122V122H121ZM145 125H146V124H145ZM145 125H144V126H145ZM165 125H166V124H165ZM179 125H180V124H179ZM179 125H177V126H179ZM186 125H187V124H186ZM191 125H192V124H191ZM212 125H213V124H212ZM216 125H217V124H216ZM220 125H221V124H220ZM230 125H231V124H230ZM237 125H239V124H237ZM246 125H247V124H246ZM23 126H24V125H23ZM27 126H28V125H27ZM29 126H30V125H29ZM35 126H36V125H35ZM40 126H41V125H40ZM40 126H39V127H40ZM43 126H44V125H43ZM62 126H63V124H62ZM72 126H74V125H72ZM97 126H98V125H97ZM114 126H115V125H114ZM114 126H113V127H114ZM123 126H124V125H123ZM138 126H139V125H138ZM151 126H152V125H151ZM151 126H150V127H151ZM160 126H161V125H160ZM206 126H207V125H206ZM18 127H19V126H18ZM25 127H26V126H25ZM37 127H38V126H37ZM115 127H116V126H115ZM136 127H137V126H136ZM147 127H148V125H147ZM147 127H146V129H148ZM158 127H159V126H157V128H158ZM163 127H164V125H163ZM169 127H170V126H169ZM198 127H199V126H198ZM222 127H223V126H222ZM243 127H244V126H243ZM8 128H9V127H8ZM20 128H21L20 131L23 130L22 127H20ZM23 128H24V127H23ZM42 128H43V127H42ZM42 128H41V130L44 129V128H43V129H42ZM70 128H71V127H70ZM74 128H75V127H74ZM85 128H86V127H85ZM90 128H91V127H90ZM129 128H130V127H129ZM154 128H155V126H154ZM160 128H161V127H160ZM167 128H168V127H167ZM173 128H174V127H173ZM178 128H179V127H178ZM178 128H177V129H178ZM203 128H204V127H203ZM220 128H221V127H220ZM5 129H6V128H5ZM26 129H27V128H25V130H26ZM28 129H29V128H28ZM64 129H65V128H64ZM79 129H80V128H79ZM92 129H93V128H92ZM92 129H91V130H92ZM95 129H97V128H95ZM95 129H94V130H95ZM124 129H125V128H124ZM152 129H153V128H152ZM152 129H151V130H152ZM175 129H176V128H175ZM181 129H182V128H181ZM190 129H191V127H190ZM194 129H195V128H193V129H191V130H194ZM209 129H210V127H209ZM217 129H218V128H217ZM225 129H226V128H225ZM243 129H244V128H243ZM29 130H30V129H29ZM36 130H37V129H36ZM45 130H46V127H45ZM72 130H73V129H72ZM106 130H107V129H106ZM111 130H112V129H111ZM115 130H117V129H115ZM115 130H114V131H115ZM121 130H122V129H120V131H119V130H118V131L121 132ZM130 130H131V128H130ZM198 130H199V129H198ZM200 130H202V129H200ZM247 130H248V129H247ZM4 131H5V130H4ZM34 131H35V130H34ZM37 131H38V130H37ZM84 131H85V130H84ZM86 131H87V129H86ZM125 131H126V130H125ZM149 131H150V129H149ZM168 131H169V130H168ZM174 131H175V130H174ZM180 131H181V130H180ZM204 131H205V130H204ZM220 131L222 132V130H220ZM6 132H7V130H6ZM18 132H19V131H18ZM24 132H25V131H24ZM27 132H28V131H27ZM69 132H70V131H69ZM87 132H88V131H87ZM102 132H103V131H102ZM119 132H118V134H122V133H119ZM127 132H128V131H127ZM130 132H131V131H130ZM132 132H133V131H132ZM152 132L154 133V131H152ZM178 132H179V131H178ZM194 132H195V131H194ZM205 132H206V131H205ZM223 132H224V131H223ZM241 132H242V131H241ZM28 133H29V132H28ZM28 133H27V134H28ZM34 133H35V132H34ZM43 133H45V132L43 131L42 134H43ZM47 133H48V132H47ZM79 133H80V132H79ZM81 133H82V132H81ZM97 133H98V131H97ZM97 133H95V135H97ZM115 133H116V132H115ZM124 133H125V132H124ZM128 133H129V132H128ZM161 133H164V132H161ZM165 133H166V132H165ZM171 133H172V132H171ZM184 133H185V132H184ZM213 133H215V132H213ZM213 133H212V134H213ZM217 133H218V132H217ZM217 133H216V134H217ZM237 133H239V132L237 131ZM6 134H7V133H6ZM9 134H10V133H9ZM45 134H46V133H45ZM45 134H44V135H45ZM93 134H94V133H93ZM100 134H102V133H100ZM133 134H134V133H133ZM139 134H140V133H139ZM148 134H149V133H148ZM151 134H152V133H151ZM175 134H176V133H175ZM206 134H208V130H207V133H206ZM218 134H220V133H218ZM223 134H224V133H223ZM31 135H32V134H31ZM77 135H80V134H77ZM108 135H109V134H108ZM116 135H117V134H116ZM116 135H115V136H116ZM125 135L128 136V134H125ZM135 135H136V134H135ZM154 135H155V134H154ZM158 135H159V134H158ZM166 135H167V134H166ZM185 135H186V134H185ZM188 135L190 136L191 134H188ZM226 135H227V134H226ZM232 135H233V134H232ZM4 136H5V135H4ZM25 136H26V135H24L23 138H24ZM32 136H33V135H32ZM49 136H51V135L49 134ZM85 136H87V135H85ZM92 136H93V135H92ZM120 136H121V135H118V137H120ZM162 136H163V135H162ZM175 136H176V135H175ZM201 136H202V135H201ZM263 136H264V135H263ZM8 137H9V136H8ZM59 137H60V136H59ZM78 137H79V136H78ZM83 137H84V136H83ZM95 137H96V136H95ZM95 137H94V138H95ZM101 137H103V136H101ZM105 137H106V136H105ZM124 137H125V136H124ZM151 137H153V136L151 135L150 138H151ZM190 137H191V136H190ZM202 137H205V136H202ZM202 137H201L200 139H202ZM254 137H255V136H254ZM46 138H48V137H46ZM80 138H81V136H80ZM92 138H93V137H92ZM92 138H91V139H92ZM122 138H123V137H122ZM146 138H147V137H146ZM155 138H156V137H155ZM155 138H154V139H155ZM161 138H162V137H161ZM180 138H181V137H180ZM187 138H188V136H187ZM192 138H193V136H192ZM220 138H221V137H220ZM235 138H236V137H235ZM34 139H35V138H34ZM38 139H39V138H38ZM95 139H96V138H95ZM108 139L110 140V137H109ZM108 139H107V140H108ZM118 139H119V138H118ZM162 139H163V138H162ZM184 139H185V138H184ZM184 139H183V140H184ZM232 139H233V138H232ZM8 140H9V139H8ZM36 140H37V139H36ZM46 140H47V139H46ZM49 140H50V138H49ZM53 140H55V138H54ZM67 140H68V139H67ZM87 140H88V139H87ZM101 140H102V139H101ZM101 140H100V143H101ZM105 140H106V139H105ZM141 140H142V139H141ZM149 140H150V139H149ZM151 140H153V138H152ZM155 140H156V139H155ZM185 140H186V139H185ZM187 140H188V139H187ZM191 140H192V139H191ZM210 140H212V138H211ZM213 140H214V139H213ZM224 140H225V139H224ZM227 140H228V139H227ZM230 140H231V139H230ZM234 140H235V139H234ZM10 141H11V140H10ZM12 141H13V140H12ZM20 141H23V139L20 140ZM44 141H45V140H44ZM62 141H63V140H62ZM89 141H90V140H89ZM113 141L116 142V140H113ZM113 141H112V143H113ZM117 141H119V140H117ZM129 141H130V140H129ZM129 141H128V142H129ZM143 141H144V140H143ZM174 141H175V139H174ZM206 141H207V140H206ZM206 141L204 140V142H206ZM219 141H220V140H219ZM225 141H226V140H225ZM23 142H24V141H23ZM50 142H51V141H50ZM121 142H122V140H121ZM125 142H126V140H125ZM146 142H147V141H146ZM152 142H153V141H152ZM178 142H179V141H178ZM185 142H187V141H185ZM193 142H194V141H193ZM210 142H211V141H210ZM213 142H214V141H213ZM228 142H229V141H228ZM21 143H22V142H21ZM36 143H37V142H36ZM67 143H68V142H67ZM95 143H96V142H95ZM97 143H98V142H97ZM108 143H109V142H108ZM136 143H137V142H136ZM143 143H144V142H143ZM158 143H159V142H158ZM158 143H157V144H158ZM163 143H165V144L167 143V145L169 144L168 142H165V141H164ZM173 143H174V142H173ZM202 143H203V141H202ZM262 143H263V142H262ZM0 144H1V143H0ZM15 144H16V143H15ZM25 144H26V143H25ZM28 144H29V143H28ZM55 144H56V143H55ZM62 144H64V143H62ZM70 144H71V143H70ZM105 144H107V143H105ZM116 144H117V143H116ZM120 144H121V143H120ZM126 144H127V143H126ZM126 144H125V145H126ZM155 144H156V143H155ZM222 144H223V146H224V143H222ZM35 145H36V144H35ZM64 145H65V144H64ZM87 145H88V144H87ZM89 145H91V144L89 143ZM98 145H100V144H98ZM118 145H119V144H118ZM122 145H123V144H122ZM125 145H124V146H125ZM131 145L133 146V144H131ZM162 145H163V144H162ZM211 145H212V144H211ZM36 146H37V145H36ZM52 146H53V145H52ZM58 146H60V145H58ZM92 146H94V145H92ZM96 146H97V145H96ZM100 146H102V145H100ZM106 146H107V145H106ZM119 146H120V145H119ZM127 146H128V145H127ZM127 146H126V147H127ZM129 146H130V144H129ZM132 146H130V147L133 148ZM140 146H141V145H140ZM180 146H181V145H180ZM205 146H206V145H205ZM70 147H71V146H70ZM90 147H91V146H90ZM102 147H103V146H102ZM107 147H109V146H107ZM117 147H118V146H117ZM120 147H121V146H120ZM137 147H138V146H137ZM160 147H161V146H160ZM166 147H167V146H166ZM169 147H171V146L168 145V148H169ZM181 147H182V146H181ZM181 147H180V148H181ZM193 147H194V146H193ZM230 147H231V146H230ZM244 147H245V146H244ZM260 147H261V146H260ZM32 148H33V147H32ZM55 148H56V147H55ZM93 148H95V147H93ZM96 148H97V147H96ZM127 148H129V147H127ZM142 148H143V147H142ZM155 148H156V146H155ZM176 148H177V146H176ZM197 148H198V146H197ZM203 148H204V147H203ZM211 148H212V147H211ZM215 148H216V147H215ZM232 148H233V147H232ZM251 148H252V147H251ZM3 149H4V147H3ZM13 149H15V148H13ZM36 149H37V148H36ZM47 149H49V148H47ZM89 149H91V148H89ZM106 149H107V148H106ZM106 149H105V150H106ZM117 149H118V148H117ZM117 149H115V150H117ZM136 149H137V148H136ZM136 149H135V150H136ZM164 149H165V148H164ZM185 149H186V148H185ZM193 149H194V148H193ZM213 149H214V147H213ZM213 149H212V150H213ZM226 149H227V148H225V150H226ZM16 150H17V149H16ZM25 150H27V149H25ZM96 150H97V149H96ZM109 150H110V149H109ZM109 150H107V151H109ZM128 150H130V149H128ZM131 150H133V149H131ZM131 150H130L129 152H132ZM161 150H162V149H161ZM168 150H172V151H173V149H168ZM175 150H176V149H175ZM183 150H184V149H183ZM250 150H251V149H250ZM252 150H253V149H252ZM252 150H251V152H252ZM257 150H258V149H257ZM107 151H106L105 153H107ZM158 151H159V150H158ZM185 151H186V150H185ZM207 151H208V150H207ZM247 151H248V149H247ZM22 152H23V151H22ZM25 152H26V151H25ZM32 152H33V151H32ZM37 152H38V151H37ZM50 152H51V151H50ZM72 152H73V151H72ZM99 152H100V151H99ZM111 152H112V151H111ZM133 152H134V151H133ZM166 152H167V150H166ZM170 152H171V151H170ZM198 152H201V151L199 150ZM204 152H205V151H204ZM251 152H250V153H251ZM254 152H255V151H254ZM261 152H264V151H261ZM8 153H9V152H8ZM11 153H12V152H11ZM121 153H122V152H121ZM178 153H179V151H178ZM178 153H177V154H178ZM186 153H187V151H186ZM186 153H185V154H186ZM214 153H215V152H214ZM214 153H213V154H214ZM14 154H15V153H14ZM17 154H18V153H17ZM45 154H46V153H45ZM77 154H80V153L77 152ZM122 154H123V153H122ZM122 154H121V155H122ZM136 154H137V152H136ZM144 154H146L145 151H144ZM169 154H170V153H169ZM201 154H202V152H201ZM203 154H204V153H203ZM208 154H209V152H208ZM255 154H256V153H255ZM263 154H264V153H263ZM15 155H16V154H15ZM21 155H22V154H21ZM25 155H26V154H25ZM116 155H117V154H116ZM134 155H135V154H134ZM163 155H164V154H163ZM190 155H192V154H190ZM190 155H188V156L190 157ZM224 155H225V154H223V156H224ZM228 155H229V154H228ZM251 155H252V154H251ZM259 155H260V154H259ZM12 156H13V155H12ZM38 156H39V155H38ZM38 156H37V154H36V157H38ZM52 156H53V154H52ZM101 156H102V155H101ZM139 156H140V155H139ZM186 156H187V155H186ZM212 156H213V155H212ZM219 156H221V155H219ZM77 157H78V156H77ZM118 157H119V156H118ZM122 157H124V156H122ZM142 157H143V156H142ZM156 157H157V156H156ZM246 157H247V156H246ZM251 157H252V156H251ZM12 158H13V157H12ZM24 158H25V157H24ZM24 158H22V159H24ZM32 158H33V160H31V161H34L35 158H34V157H32ZM39 158H40V157H39ZM60 158H61V157H60ZM79 158H81V157H79ZM79 158H78V159H79ZM100 158H101V157H100ZM105 158H106V157H105ZM147 158H148V157H147ZM150 158H151V157H150ZM161 158H162V157H161ZM203 158H204V157H203ZM239 158H241V157H239ZM239 158H238V159H239ZM13 159H14V158H13ZM20 159H21V158H20ZM22 159H21V160H22ZM26 159H27V158H26ZM120 159H121V158H120ZM122 159H123V158H122ZM135 159H136V156H135ZM148 159H149V158H148ZM171 159H173V158H171ZM176 159H177V158H176ZM183 159H184V158H183ZM191 159H192V158H191ZM209 159H210V158H209ZM14 160H15V159H14ZM55 160H56V159H55ZM101 160H102V159H101ZM109 160H110V159H109ZM141 160H142V159H141ZM146 160H147V159H146ZM184 160H185V159H184ZM203 160H204V159H203ZM232 160H233V159H232ZM250 160H251V159H250ZM255 160H256V159H255ZM5 161H6V159H5ZM23 161H24V160H23ZM57 161H58V160H57ZM57 161H54V162L56 163ZM102 161H103V160H102ZM119 161H120V160H119ZM130 161H131V160H129V163H130ZM167 161H168V160H167ZM170 161H171V160H170ZM194 161H195V160H194ZM15 162H16V161H15ZM58 162H59V161H58ZM60 162H61V161H60ZM77 162H78V161H77ZM107 162H108V161H107ZM149 162H150V161H149ZM172 162H173V161H172ZM234 162H235V161H234ZM27 163H28V159H27ZM132 163H134V162H132ZM135 163H136V162H135ZM164 163H165V162H164ZM183 163H184V162H183ZM189 163H190V162H189ZM211 163H212V162H211ZM5 164H6V162H5ZM8 164H9V163H8ZM18 164H19V163H18ZM30 164H31V163H30ZM57 164H59V163H57ZM61 164H62V163H61ZM65 164H66V163H65ZM130 164H131V163H130ZM137 164H138V163H137ZM166 164H167V163H166ZM178 164H179V163H178ZM190 164H191V163H190ZM235 164H236V162H235ZM23 165H24V163H23ZM25 165H26V164H25ZM27 165H28V164H27ZM31 165H32V164H31ZM31 165H29V167H30ZM35 165H37V164L35 163ZM85 165H86V164H85ZM106 165H108V164H106ZM127 165H128V164H127ZM131 165H132V164H131ZM149 165H150V164H149ZM149 165H147V166H149ZM151 165H152V164H151ZM168 165H169V164H168ZM185 165H186V164H185ZM202 165H203V164H202ZM209 165H210V163H209ZM7 166H8V165H7ZM16 166H17V164H16ZM20 166H21V165H20ZM137 166L139 167V165H137ZM137 166H136V167H137ZM192 166L194 167L193 164H192ZM200 166H201V164H200ZM240 166H241V165H240ZM25 167H26V166H25ZM76 167H77V166H76ZM129 167H130V166H129ZM161 167H162V166H161ZM183 167H184V166H183ZM183 167H182V168H183ZM202 167H203V166H202ZM205 167H206V166H205ZM19 168H20V167H19ZM19 168H18V169H19ZM133 168H135V167H133ZM166 168H167V167H166ZM170 168H171V167H170ZM207 168H208V167H207ZM8 169H9V168H8ZM36 169H37V168H36ZM72 169H73V168H72ZM76 169H77V168H76ZM138 169H139V168H138ZM142 169H143V168H142ZM147 169H148V168H147ZM147 169H146V170H147ZM177 169H178V168H177ZM34 170H35V169H34ZM34 170H32V171H34ZM164 170H165V168H164ZM196 170H197V169H196ZM205 170H206V168H205ZM27 171H28V170H27ZM36 171H37V170H36ZM147 171H148V170H147ZM159 171H161V170H159ZM168 171H169V170H168ZM202 171H204V170H202ZM211 171H212V170H211ZM30 172H31V171H30ZM127 172H128V171H127ZM138 172H139V171H138ZM143 172H144V171H143ZM17 173H18V172H17ZM33 173H34V172H33ZM162 173H163V170H162ZM167 173H168V172H167ZM205 173H206V172H205ZM255 173H256V172H255ZM28 174H29V173H28ZM34 174H35V173H34ZM36 174L38 175V173H36ZM75 174H76V173H75ZM148 174H149V173H148ZM155 174H156V173H155ZM169 174H170V173H169ZM221 174H222V173H221ZM263 174H264V173H263ZM21 175H22V174H21ZM21 175H19V176L21 177ZM30 175H31V174H30ZM117 175H118V174H117ZM171 175H173V172H172ZM212 175H213V174H212ZM122 176H123V175H122ZM158 176H159V174H158ZM218 176H219V175H218ZM220 176H221V175H220ZM240 176H241V175H240ZM22 177H23V176H22ZM31 177H32V176H31ZM34 177L36 178V176H34ZM38 177H39V176H38ZM170 177H171V176H170ZM198 177H199V176H198ZM243 177H244V176H243ZM243 177H242V178H243ZM25 178H26V177H25ZM32 178H33V177H32ZM152 178H153V181H154V180H155V176L152 177ZM160 178H161V177H160ZM238 178H239V177H238ZM238 178H237V179H238ZM30 179H31V178H30ZM150 179H151V178H150ZM255 179H256V178H255ZM260 179H261V178H260ZM263 179H264V178H263ZM33 180H34V179H33ZM120 180H121V179H120ZM157 180H158V179H157ZM170 180H171V179H170ZM181 180H182V179H181ZM21 181H22V180H21ZM41 181H42V180H41ZM171 181H174V180H171ZM23 182H24V181H23ZM30 182H31V181H30ZM35 182H36V181H35ZM42 182H43V181H42ZM216 182H217V181H216ZM251 182H253V180H252ZM262 182H263V181H262ZM262 182H261V184H264V183H262ZM152 183H153V182H152ZM246 183H247V182H246ZM254 183H255V182H254ZM256 183H257V182H256ZM155 184H156V183H155ZM155 184H154V185H155ZM158 184H159V183H158ZM211 184H213V183H211ZM216 184H217V183H216ZM259 184H260V182H259ZM35 185H36V184H35ZM37 185H38V184H37ZM39 185H40V183H39ZM174 185L176 186V185H178V183H175ZM229 185H230V184H229ZM151 186L153 187V185H150V187H151ZM175 186H174V187H175ZM221 186H223V185H221ZM39 187H40V186H39ZM164 187H165V186H164ZM164 187H163V188H164ZM182 187H183V185H182ZM239 187H240V186H239ZM206 188H207V187H206ZM240 188H241V187H240ZM164 189H165V188H164ZM186 189H187V188H186ZM188 189H189V188H188ZM190 190H191V189H190ZM234 190H235V189H234ZM168 191H169V190H168ZM180 191H181V190H180ZM209 191H210V190H209ZM230 191H231V190H230ZM247 191H248V190H247ZM153 192H154V191H153ZM162 192H163V190H162ZM218 192H219V191H218ZM231 192H232V191H231ZM155 193H156V192H155ZM163 193H164V192H163ZM184 193H185V192H184ZM189 193H190V192H189ZM196 193H197V192H196ZM254 193H255V192H254ZM138 194H139V193H138ZM150 194H151V193H150ZM169 194H171V193H169ZM153 195H154V194H153ZM162 195H163V194H162ZM174 195H176V194H174ZM236 195H237V194H236ZM263 195H264V194H263ZM263 195H262V196H263ZM155 196H156V195H155ZM166 196H167V195H166ZM234 196H235V195H234ZM253 196H254V195H253ZM257 196H258V195H257ZM185 197H186V196H185ZM232 197H233V196H232ZM153 198H154V196H153ZM172 198H174V196H173ZM262 198H263V197H262ZM262 198H261V199H262ZM139 199H140V198H139ZM154 199H155V198H154ZM230 199H231V197H230ZM248 199H249V198H248ZM250 199H251V198H250ZM258 199H259V198H258ZM140 200H141V199H140ZM160 200H161V199H160ZM232 200H233V198H232ZM234 200H235V199H234ZM242 200H243V199H242ZM154 201H155V200H154ZM249 201H250V200H249ZM255 201H256V200H255ZM259 201H260V200H259ZM215 202H216V201H215ZM227 202H228V201H227ZM241 202H243V201H241ZM244 202L246 203V201H244ZM151 204H152V203H151ZM165 204H166V203H165ZM165 204H163V205H165ZM241 204H242V203H241ZM251 204H252V203H251ZM153 205H154V204H153ZM242 205H243V204H242ZM168 206H169V205H168ZM182 206H183V205H182ZM238 206H240V205H238ZM243 206H244V205H243ZM252 206H253V205H252ZM255 206H256V205H255ZM180 207H181V206H180ZM184 207H185V206H184ZM188 207H189V206H188ZM241 207H242V206H241ZM155 208H156V207H155ZM166 208H167V207H166ZM252 208H253V207H252ZM139 209H140V208H139ZM149 209H150V208H149ZM171 209H172V208H171ZM179 209H180V208H179ZM234 210H235V209H234ZM253 210H254V209H253ZM255 210H257V209H255ZM156 211H157V210H156ZM241 211H243V210H241ZM247 211H248V210H247ZM263 211H264V210H263ZM263 211H262V212H263ZM164 212H165V211H164ZM196 212H197V211H196ZM252 212H253V211H252ZM254 212H255V211H254ZM242 213H243V212H242ZM256 213H259V212H255V214H256ZM210 215H211V214H210ZM241 215H242V214H241ZM246 215H247V214H246ZM256 215H258V214H256ZM190 216H191V215H190ZM253 216H254V214H253ZM260 216H261V215H260ZM187 217H188V216H187ZM246 217H247V216H246ZM260 218H261V217H259L258 219H260ZM145 219H146V218H145ZM180 219H182V218H180ZM184 219H185V218H184ZM187 219H188V218H187ZM197 219H198V218H197ZM237 219H238V218H237ZM245 219H246V218H245ZM247 219H248V218H247ZM146 221H147V220H146ZM188 221H189V220H188ZM240 221H242V219H241ZM245 221H246V220H245ZM247 221L249 222V220H247ZM255 221H256V220H255ZM255 221H253V222H255ZM263 221H264V220H263ZM16 222H17V221H16ZM184 222H185V220H184ZM191 222H192V221H191ZM213 222H214V221H213ZM233 222H234V221H233ZM248 222H246V223H248ZM253 222L251 221V223H253ZM20 223H21V222H20ZM140 223H141V222H140ZM231 223H232V222H231ZM236 223H238V222H236ZM257 223H258V221H257ZM259 223H260V222H259ZM23 224H24V223H23ZM27 224H28V223H27ZM240 224H241V222H240ZM249 224H250V223H249ZM260 224H262V223H260ZM142 225H143V224H142ZM195 225H196V224H195ZM235 225H236V224H235ZM251 225L253 226L254 223L251 224ZM0 226H2V225H0ZM208 226H209V225H208ZM232 226H233V225H232ZM243 226H244V225H243ZM247 226H248V225H246V227H247ZM257 226H259V225L257 224ZM262 226H263V225H262ZM3 227H4V226H3ZM143 227H144V226H143ZM203 227H204V226H203ZM236 227H237V226H236ZM260 227H261V225H260ZM260 227H259V228H260ZM5 228H6V227H5ZM15 228H17V226H16ZM20 228H21V227H20ZM32 228H33V227H32ZM234 228H235V227H234ZM259 228H258V230H259ZM0 229H2V228H0ZM23 229H24V228H23ZM246 229H247V228H246ZM246 229H245V230H246ZM251 229H252V227H251ZM254 229H255V228H253V231H254ZM182 230H183V229H182ZM187 230H188V229H187ZM205 230H206V229H205ZM240 230H241V229H240ZM242 230H243V228H242ZM260 230H261V229H260ZM18 231H19V230H18ZM189 231H190V230H189ZM215 231H216V230H215ZM237 231H238V230H237ZM248 231H249V229H248ZM253 231H250V232H253ZM256 231H257V229H256ZM184 232H185V231H184ZM211 232H212V231H211ZM244 232H245V231H244ZM261 232H262V231H261ZM186 233H187V232H186ZM199 233H200V232H199ZM240 233H243V232L241 231ZM248 233H249V232H248ZM254 233H255V232H254ZM254 233H252V234L250 233V235H251L250 237L247 236V237L250 238V239H249V238H248V239L251 240V241H250V242H251L250 244L248 243L249 240H248V242H246L247 245H248V244H249V245H251V244L253 245V243H252V241H253V240H252V239H253L252 236L256 235V234H254ZM257 233H258V231H257ZM263 233H264V231H263ZM263 233H262V234H263ZM2 234H4V233H2ZM179 234H180V233H179ZM243 234H244V233H243ZM262 234H261V236H262ZM213 235H214V234H213ZM223 235H224V234H223ZM225 235H226V234H225ZM235 235H237V234H235ZM244 235H245V234H244ZM248 235H249V234H248ZM184 236H185V235H184ZM201 236H202V235H201ZM237 236H240V237H241L242 234H238ZM261 236H260V237H261ZM1 237H2V236H1ZM1 237H0V238H1ZM192 237H194V236H192ZM198 237H199V235H198ZM205 237H206V236H205ZM216 237H217V236H216ZM218 237H219V236H218ZM231 237H233V236H231ZM231 237H230V239H232V241L234 240V238H236V236H235L234 238H231ZM262 237H264V236H262ZM199 238H200V237H199ZM211 238H212V237H211ZM228 238H229V237H228ZM243 238H244V237H243ZM251 238H252V239H251ZM257 238H258V235H257ZM196 239H197V238H196ZM208 239H209V238H208ZM220 239H221V238H220ZM226 239H227V237H226ZM236 239L238 240V241L236 240V241H237L236 243H238V242L241 240V239L239 240L238 238H236ZM254 239H256V238H254ZM261 239H262V238H261ZM143 240H144V239H143ZM211 240H212V239H211ZM211 240H210V241H211ZM257 240H258V241H257ZM194 241H195V240H194ZM224 241H226V240H221L222 243H225ZM256 241H257V242H256ZM256 241H255V242L253 241V242H254L255 244H256V243H257V244H260L259 239H256ZM157 242H159V241H157ZM206 242H207V241H206ZM208 242H209V241H208ZM214 242H215V241H214ZM243 242H244V241H243ZM258 242H259V243H258ZM183 243H184V242H183ZM201 243H202V242H201ZM234 243H235V242H233V245H231V244L229 243V244L231 245V248H232V246H234V245L236 244V243H235V244H234ZM244 243H245V242H244ZM244 243H242V240H241V243H240L239 245H241V244H242V245H241V246H239V245H237V244H236V245L239 246V248H242V247L244 248V247H245ZM261 243H262V242H261ZM148 244H149V243H148ZM189 244H190V243H189ZM262 244H263V243H262ZM262 244H261V245H262ZM201 245H202V244H201ZM203 245H204V244H203ZM212 245H213V244H212ZM223 245L225 246V244H222V247H224ZM236 245L234 246L235 249H237V248H236V247H237ZM199 246H200V245H199ZM227 246H228V244H227ZM227 246H226V248H227ZM254 246H255V245H254ZM254 246H252V247H254ZM259 246H260V245H258V248H259ZM208 247H209V246H208ZM210 247H211V246H210ZM215 247H217V246H215ZM220 247H221V246H220ZM220 247H217V248L219 249ZM246 247H251V246H246ZM246 247L244 248L245 251H246ZM256 247H257V245H256ZM141 248H142V247H141ZM144 248H145V247H144ZM191 248H192V247H191ZM197 248H198V247H197ZM217 248H216V249H217ZM243 248H242V249H243ZM258 248H257V249H258ZM261 248H262V246H261ZM148 249H149V248H148ZM203 249H204V247H203ZM211 249H212V247H211ZM213 249H214V248H213ZM213 249H212V250H213ZM218 249H217V250H218ZM220 249H222V248H220ZM227 249L230 250V246H229ZM235 249H234V250H235ZM242 249H240V250H241L240 253H239L240 255H241L242 253H243L244 255H246V254L248 255V254L250 253V252H249V253H246L245 251L242 252ZM244 249H243V250H244ZM252 249L255 251V247L252 248ZM257 249H256V251H257ZM263 249H264V248H263ZM206 250H207V244H206ZM206 250H204V252H205ZM212 250H210V251H212ZM214 250H215V249H214ZM217 250L214 252V253H215V256H213V257H211V258L209 257L210 259H212V260L215 261V260H217L219 257L222 258V256H223V253H222V252H220V253L222 254V256H219V255H218V258H217V255H216V254H220V253H216ZM224 250H225V247H224V249L221 250V251L224 252ZM229 250H225V254H226V251H227V254H228V253H229ZM231 250H232V249H231ZM247 250H249V249L247 248ZM189 251H190V250H189ZM200 251H201V250H199V252H200ZM219 251H220V250H219ZM219 251H218V252H219ZM251 251H252V250H251ZM259 251H260V248H259ZM261 251H263V250H261ZM261 251H260V252H261ZM186 252H187V251H186ZM193 252H194V251H193ZM207 252H208V251H207ZM235 252H236V251H235ZM235 252H234L233 254H235ZM237 252H239V249L237 250ZM237 252H236V253H237ZM241 252H242V253H241ZM247 252H248V251H247ZM214 253H212V254H214ZM231 253H232V251H231ZM231 253H230V254H231ZM254 253H255V252H254ZM254 253H253V254H254ZM257 253L259 254L258 251L256 252V254H257ZM261 253H262V252H261ZM178 254H179V253H178ZM189 254H191V253H188V254H187L188 257H189ZM194 254H195V253H194ZM201 254H202V253H201ZM201 254H200V255H201ZM203 254H204V253H203ZM212 254H210V252H209V255H212ZM221 254H220V255H221ZM225 254H224V255H225ZM227 254H226V255H227ZM239 254L237 253V255H238L239 257H238V256H236V257L239 258L238 260H240V259L242 260V258L240 257ZM256 254H255V255H256ZM258 254H257V255H258ZM262 254H264V253H262ZM176 255H177V254H176ZM204 255H205V254H204ZM231 255H232V254H231ZM247 255H246V256H247ZM250 255H251V254H250ZM182 256H183V255H182ZM233 256H235V255H232V257H233ZM246 256H245V259H248L249 256H247V258H246ZM258 256H260V255H258ZM258 256H257V257H256V256H252V257H253V258L256 257L255 259L257 260ZM262 256H264V255H262ZM196 257H197V256H195V258H196ZM215 257H216V259H213V258H215ZM228 257H229V256H228ZM242 257H243V256H242ZM250 257H251V256H250ZM179 258H180V257H179ZM195 258H190V260H191V259L194 260ZM198 258H200V256H199ZM225 258H226V257H225ZM225 258H224V256H223L222 259L224 260ZM263 258H264V257H263ZM172 259H173V258H172ZM184 259H185V258H184ZM210 259H209V261H207V263H210ZM226 259H227V258H226ZM226 259H225V260H226ZM233 259H235V258H232V260H233ZM249 259H250V258H249ZM255 259H254V260H255ZM177 260H178V259H177ZM193 260H191V261H193ZM223 260H222V261H223ZM225 260H224V261H225ZM228 260H231V258H230V259L228 258ZM250 260H251V259H250ZM197 261H199V260H197ZM205 261H206V260H205ZM219 261H221V260L219 259ZM219 261H218V262H219ZM236 261H237V260H236ZM247 261H248V260H247ZM251 261H252V260H251ZM257 261H259V260H257ZM168 262H169V261H168ZM203 262H204V261H203ZM218 262H217V263H218ZM232 262H233V261H232ZM232 262H229L228 264H230V263L232 264ZM244 262H245V260L243 261V263H244ZM259 262H260V261H259ZM261 262L263 263V260H262ZM197 263H198V262H197ZM200 263H201V262H200ZM200 263H199V264H200ZM207 263H206V264H207ZM215 263H216V261H215ZM220 263H221V262H220ZM225 263H226V261H225ZM240 263H241V262H240ZM248 263H252V262L249 261V262H247V264H248ZM262 263H261V264H262ZM191 264H194V263H191ZM203 264H204V263H203ZM210 264H211V263H210ZM218 264H219V263H218ZM221 264H224V262H222ZM234 264H235V263H234ZM259 264H260V263H259Z\"/></svg>",
  "mask_w": 264,
  "mask_h": 264
}]
</instances>
